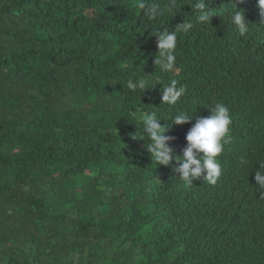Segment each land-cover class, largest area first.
Masks as SVG:
<instances>
[{
	"label": "trees",
	"instance_id": "obj_1",
	"mask_svg": "<svg viewBox=\"0 0 264 264\" xmlns=\"http://www.w3.org/2000/svg\"><path fill=\"white\" fill-rule=\"evenodd\" d=\"M141 2L0 0V264H264L258 0H206L205 24L197 0H147L163 9L154 19ZM185 19L194 27L177 32L175 70L163 72L155 34ZM145 74L146 89L128 88ZM172 80L185 92L162 102ZM217 103L232 124L215 184L153 162L142 114L170 126L182 157ZM182 113L192 121L172 125Z\"/></svg>",
	"mask_w": 264,
	"mask_h": 264
},
{
	"label": "clouds",
	"instance_id": "obj_2",
	"mask_svg": "<svg viewBox=\"0 0 264 264\" xmlns=\"http://www.w3.org/2000/svg\"><path fill=\"white\" fill-rule=\"evenodd\" d=\"M138 7L144 10V15L152 19L163 14V9L159 5L150 4L147 0L139 3ZM257 7L261 17H264V0H258ZM195 8L199 12L198 23L212 22L213 11L207 5L206 0H197ZM168 10L171 11L172 9L169 8ZM231 22L236 26L241 36L249 31L250 27L246 22L245 13L236 5L231 14ZM193 27L194 25L185 19L182 24L176 27L175 31L155 34L158 47V53L154 60L156 68L159 67L163 72L175 70L177 32L187 33ZM147 76L149 75L145 74V77L136 82L130 79L127 82L128 88L132 90L146 89L149 84ZM184 92V87L178 86V82L172 80L162 91V102L175 103ZM210 113L209 116L197 118L195 124L188 131L186 135L187 146L183 150L182 157L175 155L170 146L174 138L165 134L170 126L162 125L161 119L154 113L142 114L140 119L143 124V134L150 141L146 147L153 162L157 165L169 166L175 160L178 166L174 168V171L180 174L181 180L192 183L194 179L203 177L204 182L215 184L222 171L218 157L223 152L224 145L230 141L232 119L229 108L223 103H217L210 109ZM192 119L193 115L182 113L174 118L172 125H184L190 123ZM133 139H139V137L134 136ZM255 180L259 187H264V170H258L255 173Z\"/></svg>",
	"mask_w": 264,
	"mask_h": 264
}]
</instances>
